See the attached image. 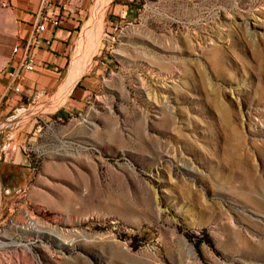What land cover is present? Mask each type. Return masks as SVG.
Segmentation results:
<instances>
[{"label":"rangeland","instance_id":"1","mask_svg":"<svg viewBox=\"0 0 264 264\" xmlns=\"http://www.w3.org/2000/svg\"><path fill=\"white\" fill-rule=\"evenodd\" d=\"M96 3L15 92L0 0V264H264V0H110L53 107Z\"/></svg>","mask_w":264,"mask_h":264},{"label":"crops","instance_id":"2","mask_svg":"<svg viewBox=\"0 0 264 264\" xmlns=\"http://www.w3.org/2000/svg\"><path fill=\"white\" fill-rule=\"evenodd\" d=\"M13 4L21 18L18 31L22 44L25 45L37 20L39 0H13ZM89 7L90 0H56L52 5L54 11H60L63 19L59 26L47 22L42 37L48 42H43L38 47L31 46L36 54V67L24 72L21 83L26 88L49 89L55 84V79L68 57L71 40L86 17ZM7 66L8 69L14 68L15 61L11 60Z\"/></svg>","mask_w":264,"mask_h":264},{"label":"built area","instance_id":"3","mask_svg":"<svg viewBox=\"0 0 264 264\" xmlns=\"http://www.w3.org/2000/svg\"><path fill=\"white\" fill-rule=\"evenodd\" d=\"M56 0H39L37 11V20L32 30V35L25 45L16 43L12 48V60L15 61V67L7 70L9 84L13 91L18 92L21 87V81L24 78L25 71H31L36 67V54L31 48L41 46L48 40L42 37V31L46 29L47 22L53 26H59L63 15L60 11H54L52 5ZM11 61V59H10Z\"/></svg>","mask_w":264,"mask_h":264},{"label":"bare ground","instance_id":"4","mask_svg":"<svg viewBox=\"0 0 264 264\" xmlns=\"http://www.w3.org/2000/svg\"><path fill=\"white\" fill-rule=\"evenodd\" d=\"M109 1L110 0H97L94 14L83 24L81 34L78 38L80 39V42L79 40L78 42L81 47H78V45L77 47L75 46V59L72 72L64 86L59 90L56 103L53 107H57L65 101L72 87L90 61L92 53L98 45L102 34L104 13Z\"/></svg>","mask_w":264,"mask_h":264}]
</instances>
